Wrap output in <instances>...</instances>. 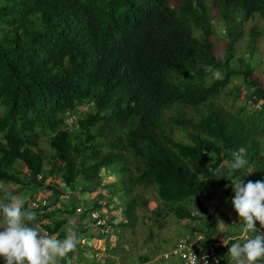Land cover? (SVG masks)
<instances>
[{
	"label": "trees",
	"instance_id": "1",
	"mask_svg": "<svg viewBox=\"0 0 264 264\" xmlns=\"http://www.w3.org/2000/svg\"><path fill=\"white\" fill-rule=\"evenodd\" d=\"M254 16L264 21V0H0V181L15 186L0 188V197L23 193L37 223L63 238L60 226L73 222L77 205H98L78 197L103 184L106 167L116 173L108 184L122 214L134 212L136 199L145 204L141 190L152 187L177 220L189 219L190 240L202 197L217 190L224 204L234 195L231 181L216 172H227L233 151L244 147L248 161L237 178L264 181V79L251 63L261 33L255 22L244 51L235 48L243 21ZM241 90L250 110L238 99ZM223 95L238 107L218 101ZM85 102L69 126L67 113ZM44 188L51 195L36 199ZM108 232L97 237L111 244ZM217 264L227 262L219 256Z\"/></svg>",
	"mask_w": 264,
	"mask_h": 264
},
{
	"label": "rangeland",
	"instance_id": "2",
	"mask_svg": "<svg viewBox=\"0 0 264 264\" xmlns=\"http://www.w3.org/2000/svg\"><path fill=\"white\" fill-rule=\"evenodd\" d=\"M251 22H255L257 27L260 29L261 33L257 35L255 43L253 45V55L251 57V63L255 66V73L260 76V79H264V21L259 17L254 16L252 19H246L243 21L244 29L242 30V34L239 37L238 42L235 45L236 54L241 53L247 47V39L248 29L251 26ZM217 27L216 32L220 35L222 32V28L219 27L218 22L215 23ZM215 51L218 52L221 49V41H215ZM240 78L233 77V81H238ZM231 85V84H230ZM220 99V100H219ZM239 101L241 103L243 100V90L240 91ZM220 102H224L225 105L234 110L238 107L236 100H233L231 95H223L221 98L217 99ZM85 104L78 106L81 109L85 108ZM244 107L247 110H250V104L246 101L244 102ZM80 113L79 109L76 111ZM76 112L68 114L66 116V122L69 126H71V122L74 121ZM47 136V135H46ZM45 134H42L39 139V146L41 147L43 153L48 156L50 154V149L47 144V137ZM22 171L26 170L24 166L21 167ZM21 171V172H22ZM20 172V174H21ZM116 173L103 171L101 175V183L99 185L101 196H98L97 193L99 188L97 187L95 190L91 191L89 194L84 192L83 196H79L78 198L84 197L80 201V203L85 204L86 201L95 199V197H104V203H100L102 209H105L108 215L113 218L114 223H111V228L107 234L103 237L106 239L109 235L111 237V244H109V239H106L105 243L107 246L103 247L101 245V241H99L100 245H96L97 239H89L86 241L87 246H84V243H78L77 248L74 252L70 254V257L58 258L57 264H128L130 262H134L135 264L139 263V259L141 257L147 258L148 260L143 264H182L180 258L177 254L172 253L171 249L175 244L176 240L180 236H184L185 232L189 228L187 226L189 219L184 218L182 220H177L174 215L166 209V207L160 202V200L155 195L152 187H146L141 190V193L146 197L147 202L143 204L140 199H136L134 213H123L122 205L119 202L118 193H112L113 188L108 184L114 178ZM58 181L57 178L53 179V182ZM56 183V182H55ZM58 187L62 190L64 189L63 185L58 182ZM14 185L5 184L0 181V188H14ZM43 191L46 195H51V191L49 189L44 188ZM20 194V193H19ZM18 194V195H19ZM95 195V196H94ZM23 193L19 195L22 200L27 202ZM107 196H110L112 199L111 202L106 201ZM219 198L224 199L223 196H219V192L216 190V193H209L207 196L202 197L203 209H197L198 213L201 215L200 219H196L194 221V225L202 231L208 232L212 230V232H219L221 235H225V230L228 234H231L234 229L238 232L235 235V238L232 242H236L237 240L243 242L250 237H253L255 233H252V236H239V230L242 229V226L239 221L242 219L237 217V214L234 212V208L232 206L231 200L229 202L220 204ZM0 199H2L0 197ZM40 200V196L37 197ZM102 201V198L99 199ZM222 203V202H221ZM30 204V202H29ZM91 204L90 202L88 205ZM220 204V205H218ZM87 205V204H85ZM154 206H159L160 212H156ZM29 207V206H28ZM31 208V207H30ZM158 208V207H157ZM86 209L85 212H87ZM206 213H209V217L206 216ZM82 214V212H81ZM62 215V214H61ZM67 215V214H63ZM62 215V216H63ZM58 215H52L51 218H57ZM71 217L75 218V214H72ZM81 215L80 222L76 223L73 220V223L70 225L69 221H64L60 226V229L65 232L64 237L66 235V231L69 227H72L79 236L80 234L88 233L94 234L91 227L84 223V219ZM125 221L126 223L117 227V222ZM83 221V222H81ZM116 221V222H115ZM133 223V224H132ZM132 224V225H129ZM229 225V227H228ZM240 226V229L238 230ZM228 227V228H227ZM256 227L260 229V224L257 221ZM117 230L119 236L117 237L114 233V230ZM264 232V229H260ZM83 231V232H81ZM243 232V231H242ZM49 235H55L54 233H50ZM63 237V238H64ZM80 239L85 238L84 236H79ZM59 238V239H63ZM90 241L92 244H90ZM230 242V243H232ZM109 245V246H108ZM100 246V247H97ZM228 249L223 251V259L227 262V264H233L230 254L227 253ZM0 264H5V260L3 257H0Z\"/></svg>",
	"mask_w": 264,
	"mask_h": 264
},
{
	"label": "clouds",
	"instance_id": "3",
	"mask_svg": "<svg viewBox=\"0 0 264 264\" xmlns=\"http://www.w3.org/2000/svg\"><path fill=\"white\" fill-rule=\"evenodd\" d=\"M205 70L212 72L215 79L222 78L221 72L219 70H213L210 65H205ZM83 104L86 105L84 109L78 107ZM87 108L88 102H85L78 105L76 104L73 111L76 112V109L77 111L78 109L79 111H83ZM245 155L246 149L244 147H240L238 151H233L231 153L232 160L226 162L227 172L221 173L219 168L216 169V172L218 173L217 179L223 177L231 181L230 186L234 193L231 198V203L234 212L236 214L238 213L237 217L239 216V218L242 219V221H239L240 224L243 225L241 230H239V226V234L237 235L241 237L242 235L246 237L252 236V233H255V235L243 240V242L237 240L232 243L230 242L234 240L236 233H231V235H229L226 230L224 231L225 235H221L219 232L214 233L212 230L206 232L200 229L199 231H191L190 234L192 237L188 235L189 238L201 236L203 239L209 238L210 235L220 236L223 239V246L216 250L218 260L219 256L223 257V251L228 249L227 253L230 254L233 264H257L258 261H264V232L260 230L264 229V181L257 180L253 182L248 180L247 183H245L242 175L238 178L236 177L235 174L237 171L245 168L248 163ZM108 169L106 167L101 169L100 174L102 175L103 171H108ZM250 173L251 172L242 174L247 176ZM48 178H50V181L57 178L58 181H55L56 184H58V182L61 183L58 177L52 178L49 176ZM115 178L116 175L111 181ZM227 187H229L228 184L225 185V188ZM98 188V191H100V187ZM61 194L62 197H66L67 195L66 193ZM40 195L46 194L40 190L38 196ZM100 198H102V201L99 200ZM95 199L98 205L96 207L91 206L87 212L84 211L86 210L85 208L83 209L82 206L77 205L74 208L75 218H73L76 223H79L81 215H83L82 218L84 219V223L89 225L95 233L88 234L81 231L83 234L79 232V236H84L85 238L80 239L78 233L72 227H69L65 237L59 239L56 236L49 235V233L37 223V213L31 208H25V202L20 197L13 194L10 190L5 191L3 198L0 199V257L4 258L5 264H57L58 258H65L69 253L76 250L80 240V243H84V246H87V240L91 238L97 239V241L100 240L103 247H105L107 243L97 237V231L105 233L110 230L111 223H114V221L113 218L110 217V214L108 215L105 209H102L103 206L98 207L101 202L102 204L105 202V198L95 197ZM31 204L34 206L33 202H31ZM257 221L260 224V229L256 227ZM72 223V221H69L70 225ZM185 236L186 234L180 236L176 242L185 238ZM176 242L174 245H176ZM90 244H92L91 241ZM174 245L173 247H175ZM206 261L207 258L205 259V264Z\"/></svg>",
	"mask_w": 264,
	"mask_h": 264
},
{
	"label": "built area",
	"instance_id": "4",
	"mask_svg": "<svg viewBox=\"0 0 264 264\" xmlns=\"http://www.w3.org/2000/svg\"><path fill=\"white\" fill-rule=\"evenodd\" d=\"M186 240L182 238L176 242L172 252L176 253L183 264H217L218 256L216 250L223 246L222 238L216 235H210L203 239L196 236Z\"/></svg>",
	"mask_w": 264,
	"mask_h": 264
},
{
	"label": "crops",
	"instance_id": "5",
	"mask_svg": "<svg viewBox=\"0 0 264 264\" xmlns=\"http://www.w3.org/2000/svg\"><path fill=\"white\" fill-rule=\"evenodd\" d=\"M104 244V243H103ZM96 245H100V243H99V241H97L96 242ZM101 245H102V242H101ZM98 247H100V246H98ZM148 260V259H147ZM147 260H145V258L144 257H141V259H139V263H145ZM123 264V263H122ZM128 264H135L134 262H130V263H128Z\"/></svg>",
	"mask_w": 264,
	"mask_h": 264
}]
</instances>
